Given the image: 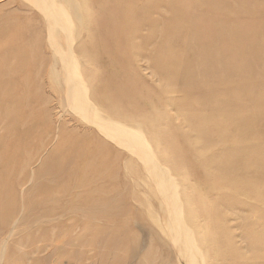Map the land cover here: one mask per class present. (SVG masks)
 Segmentation results:
<instances>
[{"label": "rangeland", "instance_id": "1", "mask_svg": "<svg viewBox=\"0 0 264 264\" xmlns=\"http://www.w3.org/2000/svg\"><path fill=\"white\" fill-rule=\"evenodd\" d=\"M74 2L80 26L74 22L64 42L52 37L50 6L65 0H0V264H167L164 245L138 226L120 235L127 246L114 258L119 240L107 230L92 237L98 223L87 215L15 224L25 206L79 175L70 147L98 140L116 155L111 185L123 180L144 197V184L156 193L178 186L188 214L204 226L212 264H228L224 248L264 221V0ZM230 33L237 41H225ZM77 82L79 104L54 88ZM108 116L139 124L144 139L118 131ZM49 169H63L64 179L35 175ZM95 196L79 204L91 208ZM153 197L163 202L159 192ZM244 240L254 246L248 256L264 253L253 234Z\"/></svg>", "mask_w": 264, "mask_h": 264}, {"label": "bare ground", "instance_id": "2", "mask_svg": "<svg viewBox=\"0 0 264 264\" xmlns=\"http://www.w3.org/2000/svg\"><path fill=\"white\" fill-rule=\"evenodd\" d=\"M65 3L66 4L64 6H60L59 8L56 3H53L50 6L51 11L54 14L57 13L55 28L53 29L54 35L52 37L54 38L57 34H61V36L64 37V42L67 39V34L65 33V31L68 28L71 29L74 22H76L77 26H80L79 24H77L76 21L77 4H75L74 0H65ZM58 11L60 12L58 13ZM73 27L76 28L75 25ZM78 33H76V35ZM225 37V41L227 40V43L234 42L235 40L237 41V37L234 36L233 33H230L228 37ZM236 69L237 72H239L238 68ZM66 70L70 71V66L66 67ZM218 75L221 74L219 73ZM80 76L82 77V73L76 72L73 78L75 80H80ZM214 78L218 79L216 77ZM80 85L81 83L77 82L76 84L68 83L60 87L59 83H56V85H54L56 87L54 88H56L58 94L63 92L66 101H68L69 98H73L75 102L79 104L85 99V96L82 91L76 89L80 87ZM94 106L96 105L92 103L89 108L92 109ZM108 118L110 121L121 125L122 128L115 129L122 132L123 134H127L128 132L130 135L144 139V132L141 130L139 124H130V126L127 122L122 119H112L110 116H108ZM113 135L116 137L117 133L113 131ZM104 147L105 144L102 143L100 140L97 141L96 146L93 145L92 147L85 146L84 148L78 149L77 146L73 148L70 147V165H75L78 161H81L82 163L80 171L78 173L79 175L76 176L74 179L72 178L74 180L72 183H65L63 186H58L56 188V190L59 192L57 195H51L49 197L47 196L48 198L46 201H41L38 204L34 203L33 206H31L30 204L25 206L21 218H19L15 224L19 225L24 221H29L33 224L37 223L39 226L43 225L44 223H42L43 220L40 218L42 216L44 217L43 219L45 221L50 220L52 222H58L59 217H63L67 214L73 215L76 212L80 215H87L88 217L92 218V221L98 223L92 228V237L95 238V236H98V234L102 236L106 235L107 233L110 234L113 241L119 240L118 245L116 246V244L114 243V247L112 248L114 258V254L117 255L118 253H122V249L127 246L125 242L127 240L123 238L119 239L120 235L128 231L129 228H131L132 226H138L142 232L149 233V236H155L156 239L160 241V245H164V247L162 248L167 253V258H164L165 263L174 264L176 260L177 263L180 262L179 264H212L213 262L210 256L213 250H208L206 248L207 245L206 247H204V242L201 238V235H203L204 233V226L201 223H198V220L195 221L192 215L188 214L189 205H183L184 203L181 199V193L178 192L177 189L178 186H167L164 189H156L157 193L159 192V195L162 196L163 202L161 200V204H155L153 201L155 197H153V195H156L157 193L153 188L147 187L144 183V188L146 189L147 194L144 191L141 192L145 193L144 195L146 197H144L143 195L141 196V193L138 190L137 192L134 191L135 187L131 188L130 190L129 187H127L125 181L123 180L121 181V185L119 186L111 185L113 184L112 181L116 179L115 172H112L115 171V167L117 164V161L114 159L116 155L114 156L113 154H109L108 150L105 151L107 148L104 149ZM104 168L107 169L109 172L111 171L108 177L103 176L104 172L100 171ZM62 170L63 169L38 170L37 172H35V175L37 177H43L45 174H50V172H53L54 176L52 177V179H48L49 181H51V183H53L57 179H64L62 177ZM88 172H90L89 176L87 175ZM48 185L51 184L48 183ZM137 185L141 186V184ZM47 193L49 194V192ZM92 193H95L96 196L89 203V206L91 208H88L83 204H79L78 200L81 199L82 196H87ZM67 196H69V198ZM129 197L134 198L135 203H137V206L131 203ZM95 206L98 207L96 208ZM124 206L130 208L132 211H136L138 214L134 217L126 214L124 211ZM198 210L200 212V209ZM151 222L155 223L157 227L155 225L154 227ZM109 224H112L111 227ZM252 226L253 228L250 232L244 231L245 234L243 232L240 235V240L238 239V242H240V244L237 243L238 245H235V243L232 242L233 246L224 248V256H226V259L230 261L228 264H246L245 261L250 260L248 259L249 257L257 258L264 261V253L262 255L259 254V256L255 255V253H252L250 256L246 254L247 252L253 251L254 249L252 247L254 246L249 245L248 242L244 240V236L253 234V236L257 238L256 246L260 245L264 248V221L257 219L254 222V225ZM10 229V232H17V229H15L14 227H11ZM242 229L243 227H241V231ZM105 230H107V232L104 234L103 232H105ZM160 233L163 234L165 238H167V242L162 239ZM229 233H232V231ZM229 241L234 240L232 239V237H230ZM173 245L174 248L176 247V250H173ZM132 250V248H129V250H126L125 252H128L130 256H132ZM207 252L209 258L206 261ZM232 259L234 261H231Z\"/></svg>", "mask_w": 264, "mask_h": 264}]
</instances>
